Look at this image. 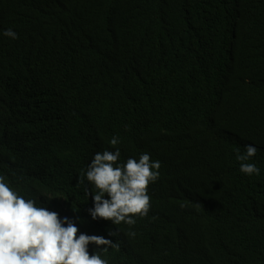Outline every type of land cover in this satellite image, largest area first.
Instances as JSON below:
<instances>
[{
    "label": "trees",
    "instance_id": "16d2710c",
    "mask_svg": "<svg viewBox=\"0 0 264 264\" xmlns=\"http://www.w3.org/2000/svg\"><path fill=\"white\" fill-rule=\"evenodd\" d=\"M117 148L161 162L133 226L78 183ZM0 177L111 239L107 264H264V0H0Z\"/></svg>",
    "mask_w": 264,
    "mask_h": 264
},
{
    "label": "clouds",
    "instance_id": "9594fccd",
    "mask_svg": "<svg viewBox=\"0 0 264 264\" xmlns=\"http://www.w3.org/2000/svg\"><path fill=\"white\" fill-rule=\"evenodd\" d=\"M3 35L18 38L11 28ZM118 143V137L110 140L112 146ZM261 151V145L255 140L245 141L237 150L239 171L258 176L260 169L253 162ZM120 155L118 148L114 152L95 153L78 183H84L86 175L93 186L94 207L89 212L94 220L133 226L137 218L149 213L148 185L158 180L161 162L153 161L148 153H143L138 161L129 158L126 163H121ZM105 194L109 198H105ZM42 202L41 196H19L5 178L0 177V264H107L101 253L116 247L111 239L86 233L78 236V227L72 219H61L57 212L43 207ZM109 234L117 236L119 231L110 230ZM128 235L135 236V232ZM90 243L98 250L94 252Z\"/></svg>",
    "mask_w": 264,
    "mask_h": 264
},
{
    "label": "bare ground",
    "instance_id": "6f19581e",
    "mask_svg": "<svg viewBox=\"0 0 264 264\" xmlns=\"http://www.w3.org/2000/svg\"><path fill=\"white\" fill-rule=\"evenodd\" d=\"M82 65H84V64H82Z\"/></svg>",
    "mask_w": 264,
    "mask_h": 264
}]
</instances>
